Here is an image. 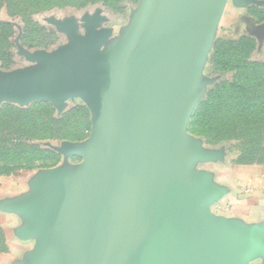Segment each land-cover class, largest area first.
<instances>
[{"label": "water", "instance_id": "1", "mask_svg": "<svg viewBox=\"0 0 264 264\" xmlns=\"http://www.w3.org/2000/svg\"><path fill=\"white\" fill-rule=\"evenodd\" d=\"M226 2L141 4L107 51L106 31L88 23L84 37L38 52L39 66L0 72V104L81 97L92 111L74 188L39 186L35 210L51 224L39 264H246L264 249V235L208 211L218 190L191 165L215 154L185 136Z\"/></svg>", "mask_w": 264, "mask_h": 264}, {"label": "rangeland", "instance_id": "2", "mask_svg": "<svg viewBox=\"0 0 264 264\" xmlns=\"http://www.w3.org/2000/svg\"><path fill=\"white\" fill-rule=\"evenodd\" d=\"M83 1L54 0L50 6L42 0L41 3L26 7V3L15 5L8 0H0V72L19 73L39 66L40 61L35 57L38 52H53L66 46L72 32L84 37L88 23H95L98 30L106 31L109 38L101 50L107 51L120 42L121 38L117 36L125 33L141 4H145L146 10H149L154 0H109L114 7H121V11L92 0L79 7L78 4ZM257 3L260 5L257 10L264 14V0H258ZM241 11L234 9L231 1H228L199 69L196 88L198 98L185 125L186 140L199 141L217 159L213 164H201L200 168H214L218 178L227 180L232 195L242 191L249 193L254 189L253 179L259 168L262 170L260 173H264V113L260 108L252 114L246 113L252 120L248 127H242L245 117L239 114L235 119L239 126L237 134L234 130L225 129L216 133L219 135L210 131L209 117H204L203 112V116L193 115L199 102L213 86L231 82L234 77L250 72L252 63L264 65V27L253 33L244 30L238 18ZM238 24L239 29L236 27ZM248 38H251V43L247 41ZM216 40L223 48L219 63L210 60ZM82 102L88 106L89 128L83 132L86 136L89 135L92 119L91 107L86 98H68L60 101L59 106L42 99L26 103L3 101L0 104V188L15 183L24 184L30 170L48 167L56 161V157L49 152L52 150L51 144H58L59 140L53 138L55 131L45 126L43 120L58 118ZM40 104H50L51 108ZM203 118L207 119L205 125L201 122ZM225 120L222 124L231 123ZM70 128V131L74 129L72 126ZM203 129L208 132V137L199 134ZM222 135L226 137L220 138ZM261 183L264 184V179ZM225 202L226 199H223L217 205L222 203L225 206ZM7 262L4 260L2 264ZM262 263L263 260L257 261V264Z\"/></svg>", "mask_w": 264, "mask_h": 264}, {"label": "crops", "instance_id": "3", "mask_svg": "<svg viewBox=\"0 0 264 264\" xmlns=\"http://www.w3.org/2000/svg\"><path fill=\"white\" fill-rule=\"evenodd\" d=\"M230 1L234 9L242 10L238 18L243 29L249 33L258 31L264 20H258L251 11L253 7H260L258 0ZM239 24L236 26L238 29ZM125 33L117 37L122 39ZM108 38L109 36H106L105 45ZM87 139L88 135L76 141L64 140L59 141L58 144H51V149L57 154V160L52 165L30 170V175L24 184L15 183L0 188V231L5 246L4 250H0V264L4 260L8 261L6 264L40 263L49 244L51 224L45 212L38 213L35 210L39 186L47 182L53 185L61 183L64 192L69 193L79 178V166L83 161L78 149L80 145L85 146ZM215 161L217 159L213 157L196 160L191 165L194 172L204 175L206 184L218 190L216 199L208 205V211L214 217L221 218L227 225L264 235V184L261 183L264 173H260L259 168L253 179L254 189L249 193L242 191L232 195L229 185L226 184L227 180L218 178L214 168H200L201 164H213ZM223 199H226V205L224 204L226 209L222 203L217 205ZM260 260H263L262 264H264V249L257 247L246 258V264H257Z\"/></svg>", "mask_w": 264, "mask_h": 264}, {"label": "trees", "instance_id": "4", "mask_svg": "<svg viewBox=\"0 0 264 264\" xmlns=\"http://www.w3.org/2000/svg\"><path fill=\"white\" fill-rule=\"evenodd\" d=\"M4 1V0H3ZM12 2L13 4H25L26 7H29L31 5H36V3H41L42 0H8ZM45 5H49L50 3H53L54 0H44ZM64 1V0H63ZM90 0H84L83 2H80L78 5L79 7H82L86 4H88ZM92 1H101L104 4L107 5L108 8H111L115 11H121V7H114V5L109 2V0H92ZM51 6V4H50ZM24 7V6H23ZM252 13L256 15L258 20H264V14L260 12V10H257V8L251 9ZM247 41L251 43V38H248ZM243 45L239 46L242 47ZM223 48L217 43V40L214 42L212 46V52L210 60L213 63H219V57L223 54H221ZM224 64V63H223ZM263 64L260 63H252L251 64V71L248 73H245L244 75L240 74L237 77H234L231 82H221L220 84H216L213 86L206 94L205 98L201 100L198 104V108H195V113L193 117L195 116H207L206 118L210 120V131L213 132L215 135L218 132H222L223 130H234V133L237 134L236 130L239 129V126L237 125V120H235L239 114H243L244 123L242 127L244 126H250L251 124V117L249 118V115L246 113L252 114V112H255L256 109L259 108L262 109V113H264V70H263ZM40 105H46L50 106V104H40ZM203 112V114H202ZM211 113L212 115H210ZM209 116H208V115ZM81 115V117H80ZM72 116V118H71ZM206 118H203L201 122L205 125V122L207 121ZM72 119V120H70ZM225 119L229 120L231 123L228 125L222 124L223 121H226ZM233 120V121H231ZM73 121V124L71 122ZM43 123L45 126L51 128L53 131H55V134L53 136L54 139H57L59 141H76L81 139L84 134L83 132L89 128L88 123V108L84 104H76L73 107H71L67 112L62 114L58 118H50L43 120ZM70 123V124H69ZM70 126H72L74 129L72 131ZM53 127V128H52ZM240 126V129L242 128ZM69 128V129H68ZM230 133V132H228ZM200 135H203L204 137H208V132H206L204 129L199 133ZM224 138L226 136L222 135L220 138ZM51 155L56 157L57 160V154L50 150L49 152ZM5 246L2 242V234L0 231V250H4Z\"/></svg>", "mask_w": 264, "mask_h": 264}]
</instances>
